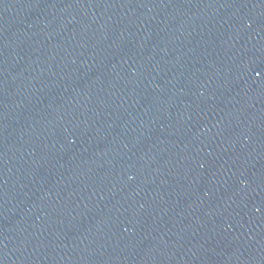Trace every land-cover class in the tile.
<instances>
[{
	"label": "water",
	"instance_id": "obj_1",
	"mask_svg": "<svg viewBox=\"0 0 264 264\" xmlns=\"http://www.w3.org/2000/svg\"><path fill=\"white\" fill-rule=\"evenodd\" d=\"M264 226V0H0V264H230Z\"/></svg>",
	"mask_w": 264,
	"mask_h": 264
}]
</instances>
